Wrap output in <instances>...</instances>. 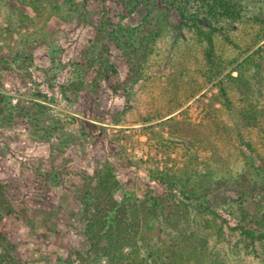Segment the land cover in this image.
<instances>
[{
  "label": "rangeland",
  "instance_id": "1",
  "mask_svg": "<svg viewBox=\"0 0 264 264\" xmlns=\"http://www.w3.org/2000/svg\"><path fill=\"white\" fill-rule=\"evenodd\" d=\"M9 1L24 12L29 26L12 32L0 28V91L7 93L10 106L7 118L0 120V183L16 208L0 218V237L13 247L12 255L27 264H81L76 253L69 258V252L87 247L77 198L83 174L109 161L123 183L118 198L143 196L165 186L151 180L150 169L183 166L188 150L207 161L211 151L170 135L166 119L198 122L218 88L214 81L207 83L192 62L188 27L179 30L169 25L154 47L147 77L130 85L133 100L99 77L98 67L83 78L85 87L77 91L66 85L70 79L79 81L73 71L86 64V58H95L105 68L116 67L119 79L125 80L129 67L123 50L114 35L99 30L109 19L111 32L120 26L123 32L136 28L150 11L142 4L125 6L123 0ZM3 18L0 14L6 28ZM168 20L181 22L176 12ZM249 39L244 36L239 42L246 44ZM22 57L33 59L32 78L24 80L23 70L16 66ZM185 68L189 71L183 73ZM180 76L179 96L167 92L159 99L152 97L153 92L163 91L162 86H174V78ZM176 97L186 104L166 115L177 104ZM22 110L30 117L16 119ZM120 152L130 162L122 160ZM236 258L229 257V264H236Z\"/></svg>",
  "mask_w": 264,
  "mask_h": 264
},
{
  "label": "trees",
  "instance_id": "2",
  "mask_svg": "<svg viewBox=\"0 0 264 264\" xmlns=\"http://www.w3.org/2000/svg\"><path fill=\"white\" fill-rule=\"evenodd\" d=\"M123 1L125 6L142 4L150 11L136 28L123 32L120 26L111 32L109 19L99 30L114 35L123 50L129 67L125 80L119 79L116 67L105 68L95 58H86V64H77L73 71L79 81L70 79L66 86L81 91L83 78L98 67V76L107 78L116 93L125 91L131 101L130 85L147 77L150 57L166 28L188 27L192 62L206 82H215L218 91L198 122L166 119L168 132L199 150H210L211 155L203 162L188 150L183 166L150 169L151 180L165 186L143 196L118 198L123 183L109 161L83 174L77 198L87 247L70 251L69 258L75 252L81 264H229V257L237 255L236 264H264V0ZM254 10L258 12L250 16ZM173 12L180 15L179 24L168 20ZM0 14L8 22L6 28L0 23L1 29L12 32L29 26L28 17L9 0H0ZM237 31L242 35L238 37ZM244 36H250L246 44L239 42ZM226 43L233 47L229 50ZM33 63L31 57L17 58L24 80L33 77ZM183 70L186 73L189 68ZM181 76L174 78V86H162L163 91L153 92L152 97L159 99L167 92L179 96ZM174 100L177 104L166 115L186 104L177 97ZM7 101V93L0 91V120L10 113ZM129 107L133 109L131 103ZM28 117L25 110L15 116ZM15 210L0 183V218ZM12 251L6 238L0 237V264H27Z\"/></svg>",
  "mask_w": 264,
  "mask_h": 264
},
{
  "label": "built area",
  "instance_id": "3",
  "mask_svg": "<svg viewBox=\"0 0 264 264\" xmlns=\"http://www.w3.org/2000/svg\"><path fill=\"white\" fill-rule=\"evenodd\" d=\"M138 153H139L140 155H143V151H138Z\"/></svg>",
  "mask_w": 264,
  "mask_h": 264
}]
</instances>
